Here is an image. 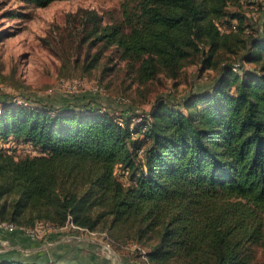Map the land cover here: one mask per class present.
Masks as SVG:
<instances>
[{"label": "trees", "instance_id": "obj_1", "mask_svg": "<svg viewBox=\"0 0 264 264\" xmlns=\"http://www.w3.org/2000/svg\"><path fill=\"white\" fill-rule=\"evenodd\" d=\"M231 1L124 0L118 16L94 19L88 37L141 84L196 59L217 70L183 107L163 99L117 118L91 104L1 101L0 221L155 241L151 264H263L264 22L244 36ZM223 20L239 27L223 32ZM0 264L58 263L0 254Z\"/></svg>", "mask_w": 264, "mask_h": 264}, {"label": "rangeland", "instance_id": "obj_2", "mask_svg": "<svg viewBox=\"0 0 264 264\" xmlns=\"http://www.w3.org/2000/svg\"><path fill=\"white\" fill-rule=\"evenodd\" d=\"M123 2L57 0L35 7L24 0H0V106L3 100L57 107L91 104L125 118L144 116L163 99L183 107L188 96L206 90L218 73L202 70L198 59L176 79L160 74L141 84L113 55L114 49L105 50L88 37L96 15L108 22L121 13ZM229 10L246 17L244 36L257 34L264 22V0H232ZM228 22L219 23L221 31L239 27L237 20ZM222 54L223 61L237 58ZM117 173L124 179L122 170ZM18 231L21 234L0 229V254L58 264H151L145 254L156 243L118 242L104 228L91 232L72 225L58 229L43 224ZM258 252L264 264V250Z\"/></svg>", "mask_w": 264, "mask_h": 264}, {"label": "built area", "instance_id": "obj_3", "mask_svg": "<svg viewBox=\"0 0 264 264\" xmlns=\"http://www.w3.org/2000/svg\"><path fill=\"white\" fill-rule=\"evenodd\" d=\"M96 90V89H95ZM1 112V110H0ZM43 224H38L37 226H41ZM36 226V227H37ZM35 227V228H36ZM0 229L2 231H5V232H14V231H18V230H24L26 232H29L30 230H32L33 228H23V227H18L17 225H15L14 223H10V222H2L0 221Z\"/></svg>", "mask_w": 264, "mask_h": 264}, {"label": "crops", "instance_id": "obj_4", "mask_svg": "<svg viewBox=\"0 0 264 264\" xmlns=\"http://www.w3.org/2000/svg\"><path fill=\"white\" fill-rule=\"evenodd\" d=\"M20 239L19 238H16V241H19Z\"/></svg>", "mask_w": 264, "mask_h": 264}]
</instances>
